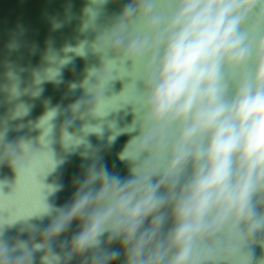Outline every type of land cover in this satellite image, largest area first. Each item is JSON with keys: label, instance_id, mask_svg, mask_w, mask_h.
<instances>
[{"label": "clouds", "instance_id": "1", "mask_svg": "<svg viewBox=\"0 0 264 264\" xmlns=\"http://www.w3.org/2000/svg\"><path fill=\"white\" fill-rule=\"evenodd\" d=\"M109 3L88 0L82 30L96 36L79 56L124 74L133 100L107 116L131 120L106 116L78 136L67 128L91 100L69 106L60 142L91 162L64 205L51 199L63 184L45 183L37 211L0 220V264H264V0H127L98 26ZM58 115L41 118L49 145ZM105 125L109 146L129 137L125 177L87 139H104ZM19 145L0 137V165L16 174L0 180V198L13 194ZM16 226L27 238L5 239Z\"/></svg>", "mask_w": 264, "mask_h": 264}, {"label": "water", "instance_id": "2", "mask_svg": "<svg viewBox=\"0 0 264 264\" xmlns=\"http://www.w3.org/2000/svg\"><path fill=\"white\" fill-rule=\"evenodd\" d=\"M126 2L110 0L98 26L108 25ZM87 4L88 0H0V137L4 145L20 143L22 150V157L16 160L13 194L0 198V220L12 222L37 211L45 183L63 184V190L51 198L56 205L71 200L73 181L83 174L82 165L91 161H84L78 153L69 155L60 142L61 129L72 117L70 105L91 100L83 104L82 119H75L67 128L79 136L91 130L88 125L83 128L85 124L103 123L109 112L133 100V86L123 73L114 77L109 67L101 68L100 57L92 52L79 56V43L91 42L96 36L91 29L82 30ZM69 58L71 62L66 63ZM116 78L121 81H113ZM73 83L82 87L72 90ZM57 106L60 115L52 121L55 127L49 145L45 139L47 118H41ZM105 119H117L123 126L131 116L121 111ZM108 135L105 125L104 139L95 134L87 139L98 150L100 163L125 177L127 167L118 154L129 137L121 135L109 146ZM61 159L64 163L57 166ZM15 175L10 164L0 165V180L13 182ZM17 238L26 239L27 233L21 234L19 226L6 229L5 239ZM255 254L259 257L264 252L256 248Z\"/></svg>", "mask_w": 264, "mask_h": 264}]
</instances>
